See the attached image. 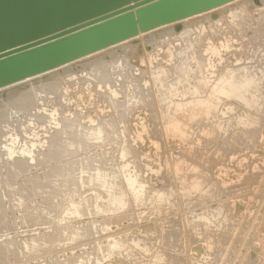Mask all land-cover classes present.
I'll return each mask as SVG.
<instances>
[{
	"label": "rangeland",
	"instance_id": "374dc122",
	"mask_svg": "<svg viewBox=\"0 0 264 264\" xmlns=\"http://www.w3.org/2000/svg\"><path fill=\"white\" fill-rule=\"evenodd\" d=\"M248 1L249 0H234L215 7V9H210L213 10V12L207 10L210 11V14H206L207 11H204L175 22L161 25L149 31L139 32L138 35L132 38L110 45L96 51V53L93 52L73 60L70 63L68 62L69 64L66 63L48 70L45 75L43 74L46 71L44 73L42 72L41 74L43 76L39 73L33 75V77L30 76V80H28L29 78L27 77V79L25 78L26 83L24 82V84L23 79L20 80L21 82L19 81L20 83L17 81L16 84L11 85V83L0 87V94L2 95H0V111L1 109L5 111L7 109L6 112L9 114V118L6 119L9 121L3 120L0 123V130H2L0 133V135L2 134V137L0 136V203L3 202V206L0 204L2 207V209L0 207V264H65L69 260H76L77 263H80L82 259L89 257L91 251L93 252V250L97 249L96 246L100 249H105L112 245L113 241H115L113 244H116L118 241L119 244L121 241L123 245L121 243L120 245H122L124 249L120 248V252H117V255L114 254L116 252L110 253L108 256L101 254L98 259L100 264H264V0ZM247 3L248 7H246ZM242 6L245 8V11L234 10L238 9V7L239 9H243ZM239 11L240 13L238 14ZM231 12H233L234 16ZM214 19H217V21L214 22ZM207 20H209L210 23ZM191 22L197 24L194 26ZM199 24L201 26H199ZM180 25H184L186 28L188 27L189 31L184 27H182L184 31L180 30L182 29ZM199 27H203L200 29L201 31H199ZM192 28H195L194 32H192L194 34L190 31H193ZM169 29L172 35L168 32ZM166 31L167 33H164ZM181 31L182 33H180ZM195 31L197 32L196 34ZM203 31L204 33L201 34ZM156 33H162L163 35H158ZM180 34H182V36ZM183 34H185L186 38L188 36V38H183ZM164 35H167V37H163ZM152 37L156 38L153 39ZM168 38H170V41L173 39L174 41L169 43ZM175 38L177 39L175 40ZM147 39L150 41H147ZM155 40L157 41L155 42ZM165 42L167 44H165ZM192 42H195V44L193 43L194 46ZM198 42L201 44L199 45ZM120 48H122V50ZM123 48H125V50H123ZM130 48L132 50H130ZM191 48L194 50H191ZM117 52L122 56L118 55ZM125 52H127L126 56ZM193 52H197V54L192 55L194 54ZM115 55L117 56L114 57ZM106 56L108 58H106ZM119 56H121V58ZM197 56L201 59L197 60L198 64H201V66H198L197 61H195L199 59L196 58ZM111 57H113V59ZM101 58H103V60ZM115 60H117V63H114ZM97 61H105L104 66L107 68L106 71L111 67V71L108 70L109 75L112 74L111 76L108 75L110 78L107 76L106 71V75L104 73L99 74L104 76L105 80L102 76L100 77L104 81L98 80V74H94L96 77L98 76L97 78L92 75L97 72L95 70L93 72V68L91 69L90 66ZM111 62H113L112 64L114 65H112ZM84 64L87 66L84 67ZM106 64L108 67H106ZM196 65L199 67V74ZM83 67L87 69L83 71ZM79 69L84 73L79 71ZM90 69L92 70L91 72ZM115 69L116 72L114 73ZM74 71L76 72L74 73ZM232 72L235 73L236 77H239L241 73L240 77L256 75L260 80L259 84L256 82V85H252L254 88L251 87V89H246L245 100L229 96V98H227L224 93L222 94L221 90L224 86H221V80L226 79L224 78L225 76L230 77L233 74ZM68 73L72 74L70 75ZM227 73L230 76H227ZM219 74L223 75V77ZM107 77L110 81L105 82L107 81ZM159 77H163V79L161 80ZM180 77L183 78L181 79L182 81ZM174 79H176L177 82L180 81L176 83ZM192 79L195 80L191 81ZM201 79L202 81H200ZM216 79H218V82L221 79V82L217 83L218 85L216 84ZM54 80L60 81H58V83L61 85L62 97H60V92H57V95L49 94L47 91L45 92L48 94H45L44 92L45 89L43 87H45V84ZM63 81L64 83L66 82V85L63 84ZM168 81L172 84H168ZM197 81H200V84L197 83ZM192 82L195 83L194 85L197 88V92H195L196 88H194ZM201 82L205 85L201 86ZM213 85H216L220 89L217 87L218 90L215 89ZM200 86L203 89H199L201 88ZM210 86L214 88V91ZM206 89H209V91ZM40 90L42 94H40ZM136 90L138 93L140 92L141 95L140 93H135ZM167 90H169V92L172 90V93L170 92L168 96L164 94ZM215 90H217V93L220 90L219 93L222 94H218V97L216 96V99L218 98L217 101L213 97L216 93ZM210 91L213 92L211 93ZM21 92L25 94H31L33 92L35 94L37 93V96L40 95L38 99L40 110L37 106L38 108L36 107L37 109L35 112L31 111V113L34 112L33 114L20 113L11 103L14 102V99L18 100L22 97ZM190 92L192 96L189 94ZM192 92H195L194 95ZM206 93L211 94H209L211 97L208 96L210 99L206 98L208 95ZM25 94H23V96ZM157 94L162 95V97ZM16 96H18V99L14 98ZM139 96L140 98H138ZM193 96L196 98L194 99ZM221 96L225 98L222 100ZM203 98L204 100L202 101H206L204 103H206L208 111H206V108L205 111L204 109L199 110V107L195 106V101H201ZM55 99L58 101V104ZM134 99H140V101ZM128 100L131 101L128 103ZM160 100L168 101L165 103L160 102ZM189 100H191V102ZM208 100L209 102L207 103ZM214 101L217 103H214ZM168 102L169 105L172 104V107L168 105ZM192 102L195 105H192ZM210 102L214 103L211 107H209L211 105ZM174 103L176 105L178 103V105L174 106ZM188 104L192 106V109H188V107L190 108ZM183 105L185 106L182 107ZM129 106L130 108H128ZM213 106L215 110L211 109ZM164 107H166V109ZM175 107L181 112V114L179 113L180 116L177 115L178 111ZM185 107L189 110L191 118L188 110H184ZM179 108L187 113L181 116L184 112H182L181 109L179 110ZM166 110L169 112L167 113ZM56 111H58V113ZM192 111L193 113L195 112V115H193ZM196 111H199L200 116H198L199 113L197 114ZM213 111L216 112L214 113ZM35 113L38 115L37 117L41 114L44 121L42 122V119L40 120L37 118ZM169 113L172 114L170 115ZM174 114L178 117H174ZM24 115L25 117H23ZM168 116L172 117L169 118ZM164 117L167 118L165 119ZM68 118H70V120ZM33 119L35 121H33ZM101 119L103 121H101ZM74 120L77 122H75V126H73L75 130L71 128L67 129L68 125H71L70 122ZM193 120L194 122H192ZM59 121L62 122L60 123ZM179 122L180 124H177ZM103 123H108L110 125L105 124L109 126L107 128ZM98 124L100 125L98 126ZM111 125L113 126L111 127ZM176 125L179 126L177 127ZM181 125L185 128V133L188 132L187 134L183 133L184 131L182 130H184V128L180 127ZM95 127L107 128L108 130L106 129V131H104L103 139L109 140L110 138V142L103 139L99 140V142L98 139L86 141L79 137V133H84L85 129L88 132L90 130L92 131V128L96 129ZM174 129L178 132H174ZM16 130L19 131V133H17L19 134L17 135L18 138L12 137L11 139V135L14 136ZM76 130L80 131L75 133L78 137L74 140V132ZM68 132H72L73 135ZM112 132H115V136ZM180 132H182L183 135ZM70 137L76 142L74 143V147L71 148L67 147L70 144ZM29 141L35 145V147L30 149L31 151L25 150L26 144ZM75 146H79L80 149L79 147V150L75 149ZM54 147L57 150H55ZM65 147L70 150L65 149ZM85 147L87 149H85ZM121 147L123 149L126 147L128 148L127 150L124 149L126 151L123 150L125 154L127 153V157L123 156L125 154L120 155L123 153ZM59 148H61L62 151ZM51 150L57 151L58 154L50 156L49 151ZM9 152L11 153L9 154ZM26 152L27 154H25ZM29 152L31 153L29 154ZM3 154L4 156L2 157ZM121 156L124 157V161ZM36 158H38V160ZM23 161L27 163L25 164ZM34 161L38 162L34 163ZM15 163H20V167L22 168H13L15 167ZM132 164L133 166L135 165V168L131 166ZM121 166H124V169L123 167L121 168ZM101 168L105 169L109 176L112 175V178L108 177V179L110 178L112 180L106 179L108 176L107 173L105 176V180L112 181V183L108 182L109 185L113 184L112 187L114 184L120 186L125 185L123 181L125 174H137V178L140 176L137 183H135V185L133 184V187L138 185L135 187L138 196L136 195V198L129 197L128 202L130 205L128 203L125 206L118 204L119 207L117 206L118 209L116 208V215L111 213H105V215L104 213L98 212L94 215L96 211H94L92 204L89 203L92 197L97 193H102V195L105 193L104 197L105 195L108 196L105 197L106 199H102V202L105 201L104 204H107V199L113 196L111 192V190L113 191L112 187V189L106 187L107 191L103 193L106 188H104V186L102 187V185H97V188H99L96 190V183L91 180L97 175L98 172L96 171ZM134 169L137 170L136 174V170ZM93 170L95 172H93ZM85 171L86 174H84ZM109 172L113 173L109 174ZM125 172L130 173L127 174ZM133 172L134 174H132ZM114 173V177L117 181L113 178ZM120 174L124 175L121 176ZM77 176L79 178H77ZM194 181L197 183H194ZM143 182V186L146 184L144 187L141 186ZM87 183L88 185L90 184V186H88ZM99 183L102 184L101 182H97V184ZM137 188L141 189L143 194L140 190L138 193ZM92 190L95 194L91 192ZM148 190L152 191L150 192ZM147 191L148 193H146ZM155 191L156 193L162 192L161 194L159 193V195H162L161 198L163 197L164 201L159 198L160 196L157 197L158 194L156 195ZM113 192H116V190ZM144 193L148 194V196ZM78 194L81 199H78ZM90 194L92 195L90 196ZM141 194L143 197L139 196ZM149 194L152 195L150 196ZM170 195L173 196L171 197ZM150 197L156 198L152 199ZM155 199H161V201H156ZM166 199H168V201ZM86 201L88 203H86ZM110 201L109 199L108 203H110ZM81 202H84L86 205ZM68 203L81 205L83 210H85L83 213L74 214L68 218H62V220L64 219V221H62L60 217V205H67ZM129 208L130 210L128 211ZM120 210L123 213H119L121 212ZM109 215H114L115 217H112L115 218V220L113 221L112 219V221H108L110 224H108V222L103 223ZM197 216L202 217L196 218ZM192 217L196 220L194 221ZM97 221H99V223ZM64 225L66 227L70 226L73 230H79V232L87 226L92 230L88 236L89 238L86 237L78 242L70 243L65 240L66 236L61 239V236H59L60 232L57 231V229L66 228ZM49 238L51 240L54 238L55 240L53 239L52 243L45 242V240ZM90 238L93 239L90 240ZM32 239H36V242H32ZM87 240L94 241V243H89ZM58 241L60 243H58ZM34 243H37L38 248L37 246L35 247L36 249L33 248ZM136 243L139 245L138 249ZM125 244L128 247H126ZM143 248L145 250L147 249V251L145 252ZM124 250H126L125 253L123 252ZM118 253L123 254H119L121 255L119 256ZM152 255L154 258L151 257ZM72 257L73 259H71ZM160 259H164V261ZM98 260L95 261L96 264H99ZM154 260L157 262H154ZM95 262H93V264H95Z\"/></svg>",
	"mask_w": 264,
	"mask_h": 264
},
{
	"label": "water",
	"instance_id": "95a60500",
	"mask_svg": "<svg viewBox=\"0 0 264 264\" xmlns=\"http://www.w3.org/2000/svg\"><path fill=\"white\" fill-rule=\"evenodd\" d=\"M234 0H0V87Z\"/></svg>",
	"mask_w": 264,
	"mask_h": 264
},
{
	"label": "bare ground",
	"instance_id": "6f19581e",
	"mask_svg": "<svg viewBox=\"0 0 264 264\" xmlns=\"http://www.w3.org/2000/svg\"><path fill=\"white\" fill-rule=\"evenodd\" d=\"M249 1H250V0H249ZM249 1H248V2H249ZM258 1H259V0H258ZM240 2H242V1H240ZM250 2H251V1H250ZM263 2H264V1H263ZM261 3H262V2H261ZM240 4H241V3H240ZM259 4H260V3H259ZM238 5H239V4H238ZM245 5H246V4H245ZM260 6H261V5H260ZM240 7H241V5H240ZM242 7H243V6H242ZM246 7H248V3H247V5H246ZM220 8H221V7H220ZM236 8H237V7H236ZM255 8H256V7H255ZM214 9H215V8H214ZM218 9H219V8H218ZM221 9H223V8H221ZM234 10H237V11H238V10H241V11L244 10V11H245V8L243 7V9H241V8L239 9V7H238V9H234ZM210 11L213 12V10H210ZM210 11H207L206 14L209 13ZM217 11H219V10H217ZM217 11H216V13H217ZM234 12H236V11H234ZM242 12H243V11H242ZM219 13H220V12H219ZM239 13H240V11L238 12V14H239ZM250 13H251V12H250ZM203 14H205V13H203ZM209 14H210V13H209ZM211 14H212V13H211ZM231 14H233V12H231ZM235 15H236V14H235ZM208 16H209V15H208ZM233 16H234V14H233ZM247 16H248V15H247ZM205 17H206V16H205ZM235 17H236V16H235ZM237 17H238V15H237ZM209 18H210V17H209ZM209 18H207V19H209ZM214 20H215V19H214ZM248 20H249V19H248ZM207 21L209 22V20H207ZM216 21H217V19H216L214 22H216ZM237 21H238V20H237ZM183 22H184V21H183ZM195 22H196V21H195ZM203 22H204V21H203ZM208 22H207V23H208ZM214 22H213V23H214ZM191 23H193V22H191ZM209 23H210V22H209ZM193 24H194V26H195V24H197V23H193ZM184 25H185V24H184ZM184 25H180L181 28L184 27ZM207 25H208V24H207ZM199 26H201V25L199 24ZM165 27H166V26H165ZM171 27H172V26H171ZM205 27H206V26H205ZM209 27H211V26H209ZM184 28L187 29V30L189 31L188 27H187V28L184 27ZM184 28H182V29H180V30H183V31H184ZM202 28H203V27H202ZM202 28L199 27V28H198L199 31H201L200 29H202ZM213 28H214V27H213ZM192 29H193V31L190 30L191 33L194 32V29H195V28H192ZM164 30H165V29H164ZM208 30H209V29H208ZM161 31H162V30H161ZM172 31H174V30H172ZM141 32H142V31H141ZM168 32L171 34L170 29H169ZM162 33H163V32H162ZM162 33H159V34L163 35L164 33H167V31L164 32L163 34H162ZM178 33H179V32H178ZM180 33H182V31H181ZM189 33H190V32H189ZM196 33H197V32L195 31V34H196ZM203 33H204V31L201 32V34H203ZM152 34H153V33H152ZM152 34H151V35H152ZM156 34H158V33H156ZM159 34H158V35H159ZM192 34H194V33H192ZM192 34H191V36H192ZM199 34H200V32H199ZM199 34H198V35H199ZM167 35H169V34H167ZM167 35H164L163 37H165V36L167 37ZM171 35H172V34H171ZM178 35H179V34H178ZM180 35L182 36V34H180ZM149 36H150V35H149ZM199 36H201V35H199ZM160 37H161V36H160ZM163 37H162V38H163ZM176 37H177V36H176ZM179 37H180V36H179ZM179 37H178V39H179ZM184 37L186 38L185 34H183V38H184ZM149 38H151V37H149ZM152 38H153V37H152ZM155 38H156V37H155ZM155 38H153V39H155ZM183 38L181 37L182 40H183ZM187 38H188V36H187ZM187 38H186V39H187ZM191 38H192V37H191ZM158 39H159V38H158ZM158 39H157V40H158ZM169 39H170V38H168L169 43H170L171 41H174V39L171 40V41H170ZM176 39H177V38H175V40H176ZM148 40H149V39H147V41H148ZM157 40H155V42H156ZM165 40H167V39H165ZM179 40H180V39H179ZM184 40H185V39H184ZM199 40H200V39H199ZM147 41H146V43H147ZM149 41H150V40H149ZM168 41H166V42H168ZM190 41H191V39H190ZM195 41H196V40H195ZM166 42H165V44H167ZM184 42H185V41H184ZM186 42H187V41H186ZM200 42H201V41H200ZM202 42H203V41H202ZM151 43H152V42H151ZM193 43L195 44V42H192V45H193ZM125 44H126V43H125ZM161 44H162V42H161ZM163 44H164V41H163ZM183 44H184V43H183ZM187 44H188V42H187ZM198 44H199V42H198ZM200 44H201V43H200ZM200 44H199V45H200ZM149 45L151 46L150 43H149ZM149 45H147V46H149ZM157 45H158V44H157ZM193 46H194V45H193ZM198 47H199V46H198ZM200 47H201V46H200ZM187 48H188V47H187ZM193 48H194V47H193ZM193 48H191V50H192ZM120 49L122 50V48H120ZM256 49H257V48H256ZM123 50H125V48H123ZM127 50H129V49H127ZM130 50H132V49L130 48ZM188 50H189V48H188ZM193 50H194V49H193ZM195 51H197V50H195ZM99 52H100V51H99ZM188 52H190V51H188ZM95 53H96V52H95ZM97 53H98V52H97ZM117 53H118V52H117ZM121 53H122V52H121ZM126 53H127V52H125V56H126ZM175 53H177V52H175ZM193 53H194V54H192V55L197 54V52H196V53L193 52ZM118 55H121V54L118 53ZM201 55H203V54H201ZM109 56H112V55H109ZM116 56H117V55H115L114 57H116ZM121 56H122V55H121ZM121 56H119V57L121 58ZM123 56H124V55H123ZM173 56H174V55H173ZM177 56H178V55H177ZM185 56H186V55H185ZM119 57H118V58H119ZM103 58H104V57H103ZM103 58H101V59L103 60ZM106 58H108V57L106 56ZM111 58L113 59V57H111ZM111 58H110V59H111ZM120 58H119V59H120ZM165 58H166V57H165ZM196 58H199V56H197ZM201 58H202V57H201ZM94 59H97V58H94ZM112 59H111V60H112ZM114 59H116V58H114ZM119 59H118V60H119ZM125 59H126V57H125ZM189 59H190V58H189ZM205 59H206V58H205ZM88 60H89V59H88ZM121 60H122V59H121ZM128 60H129V59H128ZM182 60H183V59H182ZM197 60H201V59L199 58V59H196L195 61H197ZM90 61H91V60H90ZM90 61H89V65H90ZM108 61H109V60H108ZM113 61H114V60H113ZM116 61H117V60H115L114 63H117ZM124 61H125V60H124ZM202 61H203V59H202ZM70 62H71V61H70ZM70 62H69V63H70ZM93 62H94V61H93ZM104 62H105V61H104ZM104 62H103V61H102V62H101V61H100V62L97 61V62H95V63H92V65L90 66L91 69L93 68V69H92L93 72H94V70L97 72V73H93L92 75H94V74H96V75L98 74V75H99L100 73H101V74L104 73V74L106 75V72H107V76L109 75L108 70L111 71V67L109 66L110 69H108V70L106 71L107 68H105V66H104ZM182 62H183V61H182ZM203 62H204V61H203ZM67 63H68V62H67ZM69 63H68V64H69ZM84 63H86V62H84ZM112 63H113V62H111V64H112ZM124 63H125V62H124ZM174 63H175V62H174ZM183 63H184V62H183ZM199 63H200V62H199ZM201 63H202V62H201ZM65 64H66V63H65ZM87 64H88V62H87ZM118 64H119V63H118ZM118 64H117V65H118ZM84 65H85V64H84ZM84 65H83V66H84ZM109 65H110V64H109ZM112 65H114V64H112ZM192 65H193V64H192ZM197 65H198V66H201V64H200V65L198 64V61H197ZM197 65H196V67H197ZM86 66H87V65H85L84 67H86ZM122 66H123V64H122ZM125 66H126V63H125ZM179 66H180V65H179ZM184 66H185V65H184ZM203 66H204V64H203ZM74 67H75V66H74ZM81 67H82V66H81ZM84 67H83V68H84ZM106 67H108L107 64H106ZM116 67H117V66H116ZM182 67H183V66H182ZM76 68H77V67H76ZM83 68H82V69H83ZM134 68H135V67H134ZM162 68H163V67H162ZM198 68H199V67H197V70H198ZM203 68H204V67H203ZM203 68H202V69H203ZM247 68H248V67H247ZM85 69H87V68H84L83 71H84ZM88 69H89V68H88ZM91 69H90V72L92 71ZM73 70H74V69H73ZM157 70H158V67H157ZM186 70H187V69H186ZM76 71H77V70H76ZM76 71H74V73H75ZM79 71H81L82 73H84L81 69H79ZM86 71H87V70H86ZM86 71H85V72H86ZM105 71H106V72H105ZM154 71H156V70H154ZM191 71H192V70H191ZM198 71H199V70H198ZM202 71H203V70H202ZM254 71H255V70H254ZM47 72H48V71H46L45 73L43 72V73H44L43 75H45ZM69 72H70V71H69ZM115 72H116V69H115L114 73H115ZM117 72L119 73L120 71H117ZM163 72H164V71H163ZM192 72H193V71H192ZM218 72H219V71H218ZM114 73H113V74H114ZM120 73H121V72H120ZM180 73H181V72H180ZM187 73H189V72H187ZM196 73H197V72H196ZM199 73H200V71L198 72V74H199ZM228 73H229V72H228ZM228 73H227V76H230V75H228ZM230 73H231V72H230ZM232 73H233V74H232L230 77H226V76H225L226 74H225V75H224V76H225L224 78H226V79H224V80H221L222 78L219 77V78H221L220 80L223 82V84H222V82H221L220 80H219V82H218V81H217L218 79H216V80H215V81H216V84L221 82V86H224V88H223L221 91H222V94L224 93L225 97H226V96H227V98H229V97H233V98H234V97H235V98H240V99L245 100V92H246V89H251V87H253L252 85H254V84L256 85V82H258L257 84H259V81H260V80H259V78H258L256 75H252V76H250V77L248 76V77H249V78H248V77H245V76H244V77H240V76H241V73H240V76H239V77H236V75H235L234 72H232ZM237 73H238V72H237ZM237 73H236V74H237ZM40 74H41V73H40ZM60 74H61V73H60ZM68 74L71 75L72 73H68ZM86 74H87V73H86ZM148 74H149V73H148ZM194 74H195V73H194ZM41 75H42V74H41ZM43 75H42V76H43ZM83 75H84V74H83ZM83 75H82V76H83ZM96 75H94V76L96 77ZM111 75H112V74H110L109 76H111ZM120 75H121V74H120ZM122 75H123V73H122ZM149 75H150V74H149ZM156 75H157V74H156ZM159 75H160V74H159ZM162 75H163V73H162ZM164 75H165V74H164ZM192 75H193V74H192ZM196 75H197V74H196ZM201 75H202V74H201ZM201 75H200V76H201ZM219 75H221V74H219ZM66 76H67V75H66ZM68 76H69V75H68ZM79 76H80V74H79ZM94 76H93V77H94ZM101 76H102V75H99V77L97 76V77H98V80H99V81H101V80H103V79L105 80L104 76H102L103 79L100 78ZM109 76H108V77H109ZM124 76H125V74H124ZM184 76H185V75H184ZM194 76H195V75H194ZM194 76H193V77H194ZM198 76H199V75H198ZM198 76H197V77H198ZM221 76L223 77V75H221ZM258 76H259V75H258ZM32 77H33V76H32ZM32 77H31V78H32ZM46 77H47V76H46ZM53 77H54V76H53ZM63 77H65V76H63ZM83 77H85V76H83ZM86 77H87V75H86ZM90 77H91V76H90ZM95 77H94V78H95ZM97 77H96V78H97ZM105 77H106V76H105ZM108 77H107V79H106L107 81H105V82L110 81V80H108L110 77H109V78H108ZM125 77H126V76H125ZM125 77H124V78H125ZM142 77H143V76H142ZM164 77H165V76H164ZM193 77H192V78H193ZM28 78H29L28 80H30V77H28ZM49 78H50V77H49ZM55 78H56V77H55ZM59 78H61V77H59ZM67 78H68V77H67ZM67 78H66V79H67ZM87 78H88V77H87ZM96 78H95V80H96ZM160 78H161V77H159V79H160ZM184 78H185V77H184ZM188 78H189V77H188ZM201 78L207 79V78H205V77H201ZM217 78H218V76H217ZM26 79H27V78H26ZM64 79H65V78H64ZM74 79H75V78H74ZM80 79H81V78H80ZM162 79H163V77L161 78V80H162ZM181 79H183V78L180 77V80H181ZM104 80H103V81H104ZM125 80H126V79H125ZM165 80H167V79H165ZM175 80H176V79H174V81H175ZM178 80H179V79H178ZM180 80H179V81H180ZM193 80H195V79H192L191 81H193ZM197 80H198V79H197ZM208 80H209V79H208ZM36 81H37V80H36ZM40 81H41V80H40ZM58 81H59V80H58ZM58 81L54 80V81H52V82L49 81V83H47V84L44 83V84H45V87H43V88L45 89L44 92L47 91L49 94H52V95H57V92H60V94H61V92H62L61 87H60L61 85H60V83H58ZM71 81H72V80H71ZM163 81H164V80H163ZM179 81H178V82H179ZM181 81H182V80H181ZM186 81H187V80H186ZM191 81H190V82H191ZM200 81H202V79H201ZM200 81H199V82H200ZM206 81H207V80H206ZM209 81H210V80H209ZM209 81H208V82H209ZM18 82H19V81H18ZM20 82H21V81H20ZM20 82H19V83H20ZM24 82H25V79H24V81H23V84H24ZM59 82H60V81H59ZM61 82H62V81H61ZM66 82H67V80H66ZM66 82H65V83H66ZM127 82H128V80H127ZM161 82H162V81H161ZM166 82H167V81H166ZM178 82H177V80H176V83H178ZM199 82L197 81V83H199ZM208 82H207V84H208ZM25 83H26V82H25ZM30 83H31V82H30ZM65 83H64V81H63V84H65ZM90 83H91V82H90ZM92 83H93V82H92ZM96 83H97V82H96ZM102 83H103V82H102ZM142 83H143V82H142ZM169 83H170V82L168 81V84H169ZM188 83H189V82H188ZM192 83H193V82H192ZM201 83H202V82H201ZM212 83H213V82H212ZM13 84H16V82H15V83H12L11 85H13ZM40 84H41V83H40ZM94 84H95V82H94ZM103 84H104V83H103ZM105 84H106V83H105ZM166 84H167V83H166ZM170 84H172V83H170ZM194 84H195V83H193L192 85H194ZM199 84H200V83H199ZM202 84H203V83H202ZM202 84H201V86H204V85H205V84H203V85H202ZM209 84H210V83H209ZM214 84H215V82H214ZM65 85H66V84H65ZM97 85H98V84H97ZM119 85H120V84H119ZM134 85H135V84H134ZM181 85H182V84H181ZM187 85H188V84H187ZM189 85H191V84H189ZM192 85H191V86H192ZM196 85H198V84H196ZM211 85H212V84H211ZM217 85H218V84H217ZM30 86H31V84H30ZM62 86H64V85H62ZM103 86H104V85H103ZM132 86H133V85H132ZM165 86H166V85H165ZM168 86H169V85H168ZM201 86H200V87H201ZM7 87H8V86H7ZM41 87H42V86H41ZM121 87H122V86H121ZM121 87H120V88H121ZM170 87H171V86H170ZM192 87H193V86H192ZM198 87H199V86H198ZM210 87H211V86H210ZM213 87H215V89L219 88V87H217L216 85H215V86L213 85ZM216 87H217V88H216ZM194 88H196L195 85H194ZM194 88H193V89H194ZM208 88H209V87H208ZM211 88H212V87H211ZM253 88H254V87H253ZM29 89H31V88H29ZM40 89H41V88H40ZM59 89H60V90H59ZM116 89H117V87H116ZM133 89H134V88H133ZM136 89H137V88H136ZM143 89H144V88H143ZM168 89H169V88H168ZM185 89H186V88H185ZM190 89H192V88H190ZM199 89H203V88L201 87V88H199ZM213 89H214V88H212V90H213ZM219 89H220V88H219ZM106 90H107V88H106ZM120 90H121V89H120ZM145 90H146V89H145ZM187 90H188V89H187ZM187 90H185V91H187ZM194 90H195V89H194ZM204 90H205V89H204ZM204 90H203V91H204ZM206 90H207V89H206ZM217 90H218V89H217ZM217 90H215V92H216ZM31 91H32V90H31ZM31 91H30V92H31ZM33 91H34V90H33ZM42 91H43V90H42ZM98 91H99V90H98ZM123 91H124V90H123ZM171 91H172V90H170V92H171ZM173 91H174V90H173ZM175 91H176V88H175ZM175 91H174V92H175ZM188 91H191V90H188ZM199 91H200V90H199ZM203 91H202V92H203ZM207 91H209V89H208ZM213 91H214V90H213ZM213 91H210V92L212 93ZM219 91H220V90H219ZM219 91H218V93L216 92L217 95H216V93H215V95L213 96L214 99H216V96L218 97V94H221V93H219ZM24 92H25V91H24ZM24 92H23V93L21 92V94H22V95H21V96H22L21 98L18 99V98H17L18 96L14 97V98H16V99H18V100H15V99H14V102H12L11 104L14 105V107H16L17 110L20 111V113H29V114H33V113L35 112V110L40 106V104H39V100H38L40 95L37 96L38 94H37V93L35 94V93H33V92H32L31 94H29V93H28V94H25ZM28 92H29V91H28ZM39 92H40V94H42V93H41V90H40ZM47 92H45V94H46ZM79 92H80V91H79ZM120 92H121V91H120ZM120 92H119V93H120ZM142 92H143V91H142ZM150 92H151V91H150ZM161 92H162V90H161ZM170 92H169V90H167L164 94H166V96H168ZM195 92H197V88H196V91H195ZM195 92H194V93H195ZM205 92H206V91H205ZM205 92H204V93H205ZM259 92H260V91H259ZM48 93H47V94H48ZM102 93H103V91H102ZM107 93H108V92H107ZM121 93H122V92H121ZM135 93H138L137 90H136ZM135 93H134V94H135ZM139 93H140V92H139ZM139 93H138V94H139ZM171 93H172V92H171ZM192 93H193V92H192ZM194 93H193V95H194ZM200 93H201V92H200ZM3 94H4V93H3ZM23 94H25V95L23 96ZM60 94H59V95H60ZM99 94H100V93H99ZM162 94H163V93H162ZM180 94H181V93H180ZM184 94H185V93H184ZM189 94L191 95V92H190ZM196 94H198V93H196ZM202 94H203V93H202ZM202 94H201V95H202ZM206 94H208V93H206ZM209 94H210V93H209ZM209 94L207 95L206 98H209L208 96L211 95V94H210V95H209ZM213 94H214V93H213ZM222 94H221V95H222ZM0 95H1V94H0ZM16 95H17V94H16ZM140 95H141V93H140ZM142 95H143V94H142ZM145 95H146V94H145ZM157 95H158V94H157ZM170 95H171V94H170ZM176 95H177V94H176ZM182 95H183V94H182ZM201 95H200V96H201ZM203 95H204V94H203ZM224 95H223V96H224ZM1 96H2V95H1ZM13 96H14V95H13ZM125 96H126V94H125ZM128 96H129V94H128ZM135 96H136V94H135ZM158 96L162 97V95H158ZM172 96H173V95H172ZM191 96H192V95H191ZM198 96H199V95H198ZM204 96H205V95H204ZM228 96H229V97H228ZM260 96H261V95H260ZM11 97H12V96H11ZM60 97H62V94L60 95ZM104 97H105V96H104ZM130 97H131V96H130ZM193 97H194V99L196 98L195 96H193ZM202 97H203V96H202ZM210 97H211V96H210ZM225 97H223V98H225ZM0 98H1V97H0ZM52 98H53V97H52ZM128 98H129V97H128ZM138 98H140V96H139ZM142 98H143V97H142ZM142 98H141V101H142ZM151 98H152V97H151ZM167 98H168V97H167ZM169 98H170V97H169ZM173 98H174V97H173ZM175 98H176V96H175ZM198 98H199V97H198ZM198 98H197V99H198ZM200 98H201V97H200ZM221 98H222V96H221ZM223 98H222V100H223ZM255 98H256V97H255ZM257 98H258V97H257ZM58 99H59V96H58ZM159 99H161V98H159ZM209 99H210V98H209ZM212 99H213V98H212ZM217 99H218V98H217ZM217 99H216V101H217ZM55 100H56V99H55ZM106 100H107V99H106ZM113 100H114V99H113ZM134 100H136V99H134ZM134 100H133V101H134ZM137 100H138V99H137ZM137 100H136V101H137ZM143 100H144V99H143ZM164 100H165V97H164ZM171 100H172V99H171ZM171 100H170V101H171ZM202 100H204V98L201 99V101H198V100L195 101V100H194L196 103H195L194 101H193V102H194L196 105H195L193 102H192V105L194 104L195 106L199 107V110L204 109V111H205V108H206V111H208V109H207L208 107H207L206 103H204V102H206V101L203 102ZM206 100H207V99H206ZM220 100H221V99H220ZM220 100H219V101H220ZM0 101H1V99H0ZM10 101H11V100H10ZM56 101H57V100H56ZM114 101H115V100H114ZM129 101H131V100H128V103H129ZM138 101H140V99H139ZM146 101H147V100H146ZM167 101H168V100H167ZM167 101H161V100H160V102H165V103H167ZM189 101L191 102V100H189ZM189 101H188V103H189ZM216 101H214V103H215ZM251 101H252V100H251ZM126 102H127V101H126ZM171 102H172V101H171ZM177 102H178V101H177ZM185 102H186V101H185ZM185 102H184V103H185ZM208 102H209V100L207 101V103H208ZM212 102H213V101H212ZM1 103H3V102H1ZM9 103H10V102H9ZM13 103H14V104H13ZM51 103H52V100H51ZM55 103H56V102H55ZM117 103H118V102H117ZM131 103H132V102H131ZM137 103H138V102H137ZM141 103H142V102H141ZM148 103H149V102H148ZM165 103H164V104H165ZM178 103H179V102H178ZM178 103H177V105H178ZM184 103H182V104H184ZM186 103H187V102H186ZM186 103H185V104H186ZM210 103H211V102H210ZM210 103H209V104H210ZM214 103H211V105H210V106L208 105V106L211 107ZM216 103H217V102H216ZM7 104H8V103H7ZM52 104H53V103H52ZM57 104H58V101H57ZM66 104H67V103H66ZM139 104H140V103H139ZM179 104H180V103H179ZM182 104H181V105H182ZM218 104H219V103H218ZM218 104H217V105H218ZM252 104H253V103H252ZM2 105H3V104H2ZM38 105H39V106H38ZM137 105H138V104H137ZM142 105H143V103H142ZM146 105H147V103H146ZM168 105H169V102H168ZM168 105H167V107H168ZM171 105H172V104H170L169 106L172 107ZM177 105L174 103V106H177ZM188 105L190 106V108L188 107V109H189V110L192 109V108H191L192 106H191L190 104H188ZM0 106H1V105H0ZM9 106H10V105H9ZM37 106H38V107H37ZM56 106H57V105H56ZM113 106H114V105H113ZM123 106H124V105H123ZM123 106H122V107H123ZM131 106H132V105H131ZM135 106H136V105H135ZM148 106H149V105H148ZM165 106H166V104H165ZM184 106H185V105H183L182 107H184ZM186 106H187V105H186ZM5 107H6V105H5ZM5 107H3V108H5ZM12 107H13V106H12ZM12 107H11V108H12ZM14 107H13V108H14ZM36 107H37V108H36ZM111 107H112V106H111ZM119 107H120V106H119ZM124 107H125V106H124ZM162 107H163V106H162ZM182 107H181V108H182ZM193 107H194V106H193ZM197 107H196V108H197ZM217 107H218V106H217ZM246 107H247V106H246ZM6 108H7V107H6ZM57 108H58V106H57ZM59 108H60V107H59ZM128 108H130V106H129ZM131 108H132V107H131ZM164 108L166 109V107H164ZM181 108H179V110H180ZM196 108H195V110H196ZM125 109H126V107H125ZM161 109H162V108H161ZM165 109H164V111H165ZM172 109H173V108H172ZM175 109H177V108L175 107ZM186 109H187V108L185 107L184 110H186ZM188 109H187V110H188ZM209 109H210V108H209ZM211 109L215 110L214 106H213V108H211ZM2 110H3V109H1V111H0V123H1L3 120L5 121L6 119L9 118V114L6 112L7 109H6V111H5V110L2 111ZM8 110H9V109H8ZM14 110H15V109H14ZM17 110H16V112H17ZM39 110H40V107H39ZM57 110H58V109H57ZM168 110H169V109H168ZM181 110H182V112H184L183 109H181ZM189 110H188V112H189ZM193 110H194V109H193ZM197 110H198V109H197ZM216 110H217V109H216ZM9 111H10V110H9ZM31 111H34V112L31 113ZM172 111H173V110H172ZM174 111H175V110H174ZM177 111H178V109H177ZM56 112L58 113V111H56ZM123 112H124V111H123ZM125 112H126V110H125ZM125 112H124V114H125ZM127 112H128V111H127ZM166 112H167V110H166ZM168 112H169V111H168ZM168 112H167V113H168ZM196 112H197V111H196ZM200 112H201V111H200ZM213 112H214V111H213ZM215 112H216V111H215ZM215 112H214V113H215ZM172 113H174V112H172ZM172 113H169V114L171 115ZM175 113H176V111H175ZM177 113H178L177 115L180 116L181 112L178 111ZM179 113H180V114H179ZM186 113H187V112H186ZM186 113H185V112H184V114L182 113L183 115H181V116H184ZM192 113H193V111H192ZM198 113H199V111L197 112V114H198ZM206 113H208V112H206ZM206 113H205V114H206ZM214 113H213V114H214ZM12 114H13V113H12ZM16 114H17V113H16ZM18 114H19V113H18ZM35 114H36V113H35ZM10 115H11V114H10ZM125 115H126V114H125ZM125 115H124V116H125ZM163 115H164V114H163ZM165 115H166V113H165ZM170 115H169V116H170ZM189 115H190V118H191V114H190V112H189ZM193 115H195V112L193 113ZM193 115H192V116H193ZM206 115H207V114H206ZM206 115H204V116H206ZM37 116H38V115L36 114V117H37ZM166 116H167V115H166ZM169 116H168V117H169ZM173 116L175 117L176 114H174ZM178 116H176V117H178ZM198 116H200V113H199ZM202 116H203V115H202ZM209 116H210V115H209ZM23 117H25V115H24ZM31 117H32V116H31ZM122 117H123V115H122ZM122 117H121V118H122ZM127 117H128V116H127ZM171 117H172V116H171ZM171 117H169V118H171ZM174 117H173V118H174ZM14 118H15V117H14ZM29 118H30V117H29ZM37 118H39L40 120L42 119V120H41L42 122L44 121V120H43L44 118H43V116H42L41 114H40L39 117H37ZM117 118H118V117H117ZM164 118L166 119L167 117H164ZM179 118H180V117H179ZM188 118H189V117H188ZM193 118H194V117H193ZM34 119H35V118H34ZM34 119H33V121H35ZM39 119H38V120H39ZM59 119H60V118H59ZM68 119L70 120V118H68ZM76 119H77V118H76ZM198 119H199V118H198ZM213 119H214V118H213ZM28 120H29V119H28ZM64 120H65V119H64ZM71 120H72V118H71ZM123 120H124V119H123ZM167 120H168V119H167ZM172 120H174V119H172ZM177 120H178V119H177ZM187 120H188V119H187ZM190 120H191V119H190ZM6 121H9V120H6ZM77 121H78V120H77ZM79 121H80V120H79ZM101 121H103V120L101 119ZM104 121H105V120H104ZM168 121H169V120H168ZM170 121H171V120H170ZM175 121H176V119H175ZM185 121H186V120H185ZM196 121H197V120H196ZM202 121H203V120H202ZM19 122H20V121H19ZM27 122H29V121H27ZM37 122H39V121H37ZM59 122H60V121H59ZM61 122H62V121H61ZM61 122H60V123H61ZM75 122H76L75 120H74L73 122H70L71 125H68L67 129H70V128H71V129H74L73 126H75ZM109 122H110V121H109ZM171 122H172V121H171ZM192 122H194V120H193ZM210 122H211V121H210ZM16 123H17V122H16ZM16 123H15V124H16ZM24 123H25V122H24ZM33 123H34V122H33ZM64 123H65V122H64ZM76 123H77V122H76ZM79 123H81V122H79ZM98 123H99V122H98ZM112 123H113V122H112ZM172 123H173V122H172ZM172 123H171V124H172ZM175 123H176V122H175ZM211 123H212V122H211ZM27 124H28V123H27ZM103 124H104V123H103ZM103 124H101V125H103ZM105 124L110 125V124H108V123H105ZM105 124H104V125H105ZM173 124H174V123H173ZM173 124H172V125H173ZM177 124H180V122L177 123ZM183 124H184V123H183ZM183 124H182V125H183ZM192 124H193V123H192ZM29 125H30V124H29ZM58 125H59V124H58ZM99 125H100V124H98V126H99ZM107 125H105V126L108 128L109 126H107ZM182 125H181L180 127L184 128ZM190 125H191V124H190ZM5 126H6V125H5ZM26 126H27V125H26ZM40 126H42V125H40ZM62 126H63V125H62ZM62 126H61V127H62ZM66 126H67V125H66ZM79 126H80V124H79ZM79 126H78V127H79ZM112 126H113V125H111V127H112ZM176 126L178 127L179 125H176ZM176 126H175V128H176ZM185 126H187V125H185ZM82 127H83V125H82ZM100 127H101V126H100ZM100 127H99V128L95 127L96 129H93V128H94V127H93V128H92V131L90 130V131H88V132H87L86 129H85V130H84V131H85L84 133H79V132H78V133L80 134L79 137H80L82 140L84 139V140H86V141H87V140L90 141L91 139H98V142H99V140H102V139L104 138V131H106V129H107V128H106V129H103V128H105V127H103V126H102L103 128H100ZM169 127H171V126H169ZM0 128H1V127H0ZM63 128H64V127H63ZM63 128H62V129H63ZM75 128H76V127H75ZM80 128H81V127H80ZM80 128H79V129H80ZM173 128H174V127H173ZM173 128H172V129H173ZM186 128H187V127H186ZM32 129H33V128H32ZM58 129H59V127H58ZM77 129H78V128H77ZM90 129H91V126H90ZM172 129H171V130H172ZM179 129H181V128H179ZM28 130H30V129H28ZM63 130H64V129H63ZM74 130H75V129H74ZM74 130H72V131H74ZM87 130H88V128H87ZM107 130H108V129H107ZM110 130H111V129H110ZM112 130H113V129H112ZM125 130H126V129H125ZM181 130H182V129H181ZM1 131H2V130H0V133H1ZM31 131H32V130H31ZM56 131H57V130H56ZM77 131H80V130H76V131L74 132V134L77 133ZM81 131H82V129H81ZM123 131H124V130H123ZM175 131H177V130L174 129V132H175ZM182 131H184V132H183L184 134H187V133H188V132L185 133V128H184V130H182ZM186 131H188V130H186ZM125 132H126V131H125ZM177 132H178V131H177ZM17 133H19V131L16 130V131H15V134L12 133V134H14V136H12V135L10 134V135H11V139H12V137H13V138L17 137V135H19V134H17ZM54 133H55V132H54ZM60 133H61V132H60ZM68 133H70V132H68ZM71 133H72V132H71ZM71 133H70V134H71ZM112 133H113V132H112ZM120 133H121V132H120ZM120 133H119V134H120ZM180 133H182V132H180ZM180 133H179V134H180ZM183 133H182V135H183ZM57 134H58V133H57ZM64 134H65V132H64ZM114 134H115V132L113 133V135H114ZM1 135H2V134H1ZM1 135H0V136H1ZM3 135H4V133H3ZM31 135H32V134H31ZM51 135H52V134H51ZM68 135H69V134H68ZM71 135H73V133H72ZM109 135H110V134H109ZM123 135H124V133H123ZM180 135H181V134H180ZM34 136H35V135H34ZM74 136H75V137H74ZM74 136H73V137H74V140H75L78 136H77L76 134H75ZM106 136H107V135H106ZM114 136H115V135H114ZM1 137H2V136H1ZM6 137H9V136H6ZM6 137H4V138H6ZM49 137H51V136H49ZM52 137H54V136H52ZM56 137H57V135H56ZM112 137H113V136H112ZM118 137H119V136H118ZM17 138H18V137H17ZM71 138H72V137H70V139H71ZM106 138H107V137H106ZM119 138H120V137H119ZM0 139H1V138H0ZM7 139H8V138H7ZM9 139H10V138H9ZM35 139H36V138H35ZM56 139H57V138H56ZM67 139H69V138H67ZM113 139H114V138H113ZM113 139H112V140H113ZM115 139H116V138H115ZM5 140H6V139H5ZM22 140H23V139H22ZM103 140H106V139H103ZM112 140H111V141H112ZM8 141H9V140H8ZM10 141H11V140H10ZM32 141H33V140H32ZM86 141H85V142H86ZM106 141H109V142H110V138H109V140H106ZM6 142H7V141H6ZM53 142H54V141H53ZM53 142H52V143H53ZM77 142H79V141H77ZM85 142H84V143H85ZM96 142H97V141H96ZM10 143H11V142H10ZM10 143H9V144H10ZM69 143H70V144H69L67 147L71 148V147H74V143H76V142H74L73 139H71ZM103 143H105V142H103ZM106 143H108V142H106ZM119 143H120V142H119ZM121 143H122V142H121ZM123 143H124V142H123ZM4 144H5V143H4ZM25 144H26V143H25ZM55 144H56V143H55ZM80 144H81V143H80ZM86 144H88V143H86ZM50 145H51V144H50ZM92 145H93V143H92ZM92 145H90V146H92ZM125 145H126V143H125ZM125 145H124V146H125ZM52 146H53V145H52ZM59 146H60V145H59ZM80 146H82V145H80ZM88 146H89V145H88ZM33 147H35V145H34L31 141H29V142L26 144L25 150H30V149H32ZM76 147H77V146H75V149H78L79 146H78L77 148H76ZM86 147H87V146H86ZM86 147H85V149H87ZM122 147H123V144H122ZM122 147H121V148H122ZM132 147H133V146H132ZM52 148H53V147H52ZM61 148H62V147H61ZM61 148H59V149L61 150ZM63 148H64V147H63ZM69 148H66V147H65V149H69ZM88 148H90V147H88ZM6 149H7V148H6ZM54 149H55V147H54ZM72 149H73V148H72ZM75 149H74V150H75ZM79 149H80V147H79ZM79 149H78V150H79ZM124 149L127 150L128 148L126 147V148H124ZM124 149L122 148L121 151H123ZM23 150H24V148H23ZM55 150H57V149H55ZM55 150H51V151H49V152H50V156L53 155V154H56V155L58 154V152L55 151ZM60 150H59V151H60ZM69 150H70V149H69ZM69 150H68V151H69ZM74 150H73V152H74ZM126 150H124V151H126ZM132 150H133V149H132ZM132 150H131V151H132ZM3 151H4V150H3ZM30 151H31V150H30ZM61 151H62V150H61ZM71 151H72V150H71ZM75 151H77V150H75ZM110 151H111V150H110ZM124 151H123V153L120 154V155L125 154ZM131 151H127V152H131ZM0 152H1V151H0ZM4 152H5V151H4ZM33 152H34V151H33ZM49 152H48V153H49ZM106 152H107V151H106ZM2 153H3V152H2ZM5 153H6V152H5ZM10 153H11V152H9V154H10ZM13 153H14V152H13ZM30 153H31V152H29V154H30ZM109 153H110V152H109ZM25 154H27V152H26ZM69 154H71V153H69ZM73 154H75V153H73ZM111 154H112V153H111ZM126 154H127V153H126ZM126 154L123 155V156L125 157ZM18 155H19V154H18ZM59 155H60V153H59ZM128 155H129V153H128ZM3 156H4V154L2 155V157H3ZM9 156H10V155H9ZM21 156H22V155H21ZM43 156H44V155H43ZM60 156H61V155H60ZM67 156H69V155H67ZM123 156H121V158H122ZM129 156H130V155H129ZM138 156H139V154H138ZM16 157H17V156H16ZM25 157H26V156H25ZM57 157H58V156H57ZM124 157H123V161H124ZM126 157H127V156H126ZM136 157H137V156H136ZM30 158H31V157H30ZM58 158H59V157H58ZM58 158H57V159H58ZM92 158H93V157H92ZM96 158H97V157H96ZM139 158H140V157H139ZM16 159H17V158H16ZM36 159L38 160V158H36ZM40 159H41V158H40ZM45 159H47V158H45ZM48 159H49V158H48ZM59 159H60V158H59ZM137 159H138V158H137ZM30 160H32V159H30ZM14 161H15V160H14ZM19 161H20V160H19ZM21 161H22V160H21ZM25 161H26V160H25ZM25 161H23V162L26 164L27 162H25ZM43 161H44V159H43ZM50 161H51V160H50ZM107 161H108V160H107ZM123 161H122V162H123ZM31 162H33V161H31ZM36 162H38V161H36ZM36 162L34 161V163H36ZM39 162H40V161H39ZM41 162H42V161H41ZM97 162H98V161H97ZM135 162H136V160H135ZM29 163H30V162H29ZM71 163H72V162H71ZM127 163H130V162H127ZM127 163H126V164H127ZM137 163H138V161H137ZM137 163H136V164H137ZM37 164H38V163H37ZM82 164H84V163H82ZM120 164H121V163H120ZM133 164H134V163H133ZM133 164H132L131 166H133ZM139 164H140V162H139ZM186 164H187V163H186ZM16 165H18V166H16ZM39 165H40V163H39ZM117 165H118V164H117ZM123 165H124V164H123ZM140 165H141V164H140ZM103 166H104V165H103ZM112 166H113V165H112ZM112 166H111V167H112ZM127 166H128V165H127ZM134 166H135V165H134ZM134 166H133V167H134ZM138 166H139V165H138ZM174 166H175V165H174ZM26 167H27V166H26ZM85 167H86V166H85ZM98 167H99V166H98ZM109 167H110V166H109ZM122 167H123V169H124V166H121V168H122ZM7 168H8V167H7ZM11 168H12V167H11ZM13 168L18 169V168H22V167H20V163H18V164L15 163V167H13ZM24 168H25V167H24ZM117 168H118V167H117ZM127 168H128V167H127ZM134 168H135V167H134ZM174 168H176V167H174ZM177 168H178V167H177ZM9 169H10V168H9ZM16 169H15V171H16ZM51 169H52V168H51ZM107 169H108V168H107ZM125 169H126V167H125ZM132 169H133V168H132ZM12 170H14V169H12ZM66 170H67V169H66ZM78 170H79V169H78ZM96 170H97V169H96ZM113 170H114V169H113ZM117 170H119V169H117ZM121 170H122V169H121ZM134 170H136V169H134ZM134 170H132V171H134ZM181 170H182V169H181ZM19 171H20V170H19ZM27 171H28V169H27ZM82 171H83V170H82ZM87 171H88V169H87ZM110 171H111V170H110ZM140 171H141V170H140ZM175 171H176V170H175ZM22 172H23V171H22ZM56 172H57V171H56ZM83 172H84V171H83ZM93 172H95V171L93 170ZM96 172H98L97 175H95V177H94L93 179H91V180H93V181L96 183V190L99 188V187L97 188V185H100V186L102 185V187L104 186V188H106V187H110V188H111L113 184H112V185L110 184L111 186L108 184V182L112 183V181H108V180L110 179V178L108 179V177H111L112 175L109 176L108 173L106 172V170H105V169H102V168H101V169H98V171H96ZM113 172H114V171H113ZM113 172H109V174H112ZM120 172H121V171H120ZM122 172H123V171H122ZM130 172H131V170H130ZM130 172H128V173H130ZM134 172H135V171H134ZM134 172H133L132 174H134ZM141 172H143V171H141ZM141 172H140V173H141ZM176 172H177V171H176ZM178 172H179V170H178ZM180 172H181V171H180ZM18 173H19V172H18ZM79 173H80V172H79ZM106 173H107V175H108V176L106 177V179H108V180H105ZM117 173H118V172H117ZM125 173H127V172H125ZM128 173H127V174H128ZM136 173H137V170H136L135 174H136ZM16 174H17V173H16ZM20 174H21V172H20ZM81 174H82V173H81ZM84 174H86V171H85ZM92 174H93V173H92ZM118 174H119V173H118ZM175 174H176V173H175ZM49 175H50V174H49ZM114 175H115V173L113 174V178H115ZM120 175H121V174H120ZM120 175H116V176H120ZM122 175H124V174H122ZM122 175H121V176H122ZM157 175H158V174H157ZM75 176H76V175H75ZM139 177H140V176H139ZM139 177H138V178H139ZM73 178H74V177H73ZM77 178H79V177L77 176ZM83 178H84V177H83ZM85 178H87V177H85ZM88 178H89V177H88ZM111 178H112V177H111ZM118 178H120V177H118ZM118 178H117V179H118ZM121 178H122V177H121ZM138 178H137V174H136V175H131V173H130L129 175H126V174H125V177H123L124 180L122 179V180L125 182V185H121V186H120V185H115V184H114V186L112 187V188H113V191L116 190V192H113V191L111 190V192L113 193V196H111L112 199L109 198V199L111 200L110 203H108V202H109V199H107V201H108L107 204H104L105 201L102 202V199H103V198L108 197V196H106V195H105V197H104V194H105L104 192L107 191V188H106L105 191H103V193H104L103 195H102V193H101V194H98V193H97L94 197H92L91 201H90V199H88V197H87V199L90 201L89 203L92 204V207L94 208V211H96V213H94V215L97 214V212H98V213H104V214H105V213H108V214H109V213H111V214H115V213H116V208L118 209L119 205L122 204V205L125 206L127 203L129 204L128 201H129V197H130V196H131V197H134V198H136V195L138 196V194H136V188H135V187H137L138 185L135 186V187H133V184L135 185V183H137ZM140 179H141V178H140ZM61 180H62V179H61ZM74 180H75V179H74ZM79 180H80V179H79ZM79 180H78V182H79ZM87 180H89V179H87ZM110 180H112V179H110ZM115 180H116V178H115ZM118 180H119V179H118ZM142 180H143V179H142ZM152 180H153V179H152ZM31 181H32V180H31ZM43 181H45V180H43ZM81 181H82V180H81ZM81 181H80V182H81ZM83 181H84V180H83ZM116 181H117V180H116ZM120 181H121V180H120ZM139 181H141V180H139ZM58 182H59V181H58ZM75 182H76V181H75ZM78 182H77V183H78ZM90 182H91V181H90ZM94 182H93V183H94ZM97 182H101L102 184H100V183L97 184ZM103 182H104V184H103ZM121 182H122V181H121ZM145 182H146V181H145ZM149 182H150V181H149ZM149 182H148V183H149ZM195 182H196V181H194V183H195ZM201 182H202V181H201ZM47 183H48V182H47ZM72 183H74V182H72ZM83 183H84V182H83ZM88 183H89V182H88ZM88 183H87V185H88ZM113 183H114V182H113ZM122 183H123V182H122ZM139 183H140V182H139ZM192 183H193V182H192ZM196 183H197V182H196ZM198 183H199V182H198ZM143 184H144V182L141 183V186H143ZM150 184H151V183H150ZM78 185H79V184H78ZM78 185H77V186H78ZM81 185H82V184H81ZM83 185H84V184H83ZM108 185H109V186H108ZM145 185H146V184H145ZM145 185H144V186H145ZM49 186H50V185H49ZM88 186H90V184H89ZM115 186H116V187H115ZM144 186H143V187H144ZM196 186H198V185H196ZM80 187H81V186H80ZM91 187H92V185H91ZM53 188H54V186H53ZM77 188H78V187H77ZM112 188H111V189H112ZM115 188H116V189H115ZM139 188H140V187H139ZM139 188H137V189H138L137 192H138L139 190L142 191V190L139 189ZM197 188H198V187H197ZM17 189H18V188H17ZM91 189H92V188H91ZM91 189H90V190H91ZM100 189H103V188H100ZM100 189H99V190H100ZM144 189H146V188H144ZM152 189H153V188H152ZM194 189H195V188H194ZM79 190H80V189H79ZM94 190H95V189H94ZM96 190H95V191H96ZM103 190H104V189H103ZM146 190H147V189H146ZM146 190H145V191H146ZM154 190H156V189H154ZM148 191H150V190H148ZM148 191H147L146 193H148ZM151 191H152V190H151ZM151 191H150V192H151ZM157 191H158V190H157ZM159 191H160V190H159ZM162 191H163V190H162ZM169 191H171V190H169ZM73 192H74V190H73ZM77 192H79V191H77ZM91 192L94 193L93 190H92ZM150 192H149V193H150ZM164 192H166V191H164ZM184 192H185V191H184ZM69 193H70V192H69ZM71 193H72V192H71ZM107 193H108V192H107ZM107 193H106V194H107ZM109 193H110V191H109ZM112 193H111V195H112ZM114 193H115V194H114ZM138 193H139V192H138ZM141 193L143 194V191H142ZM146 193H144V194H146ZM155 193H156V191H155ZM159 193H160V192H159ZM159 193H156V195L158 194L157 197L160 196L159 198H161L162 195H159ZM161 193H162V192H161ZM161 193H160V194H161ZM170 193H172V192H170ZM170 193H169V194H170ZM173 193H174V192H173ZM64 194H65V193H64ZM74 194H75V192H74ZM94 194H95V193H94ZM142 194L139 195V196H142ZM169 194H168V195H169ZM183 194H184V193H183ZM76 195H77V194H76ZM83 195H84V194H83ZM91 195H92V194H90V196H91ZM108 195H110V194H108ZM146 195L148 196V194H146ZM149 195L151 196L152 194H149ZM165 195H166V194H165ZM165 195H164V196H165ZM72 196H73V195H72ZM153 196H154V195H153ZM170 196H171V195H170ZM172 196H173V195H172ZM172 196H171V197H172ZM80 197H81V195H80ZM83 197H84V196H83ZM142 197H143V196H142ZM171 197H170V198H171ZM68 198H69V196H68ZM150 198H152V197H150ZM150 198H149V199H150ZM154 198H156V197H154ZM154 198H152V199H154ZM170 198H168V199H170ZM65 199H66V198H65ZM78 199H81V198H79V194H78ZM105 199H106V198H105ZM138 199H139V198H138ZM149 199H148V200H149ZM161 199H163V197H162ZM161 199H160V200L157 199V200H158V201H161ZM168 199H166V200L168 201ZM0 200H1V198H0ZM2 200H3V198H2ZM141 200H142V199H141ZM155 200H156V199H155ZM157 200H156V201H157ZM166 200H165V201H166ZM70 201H71V200H70ZM136 201H137V200H136ZM145 201H146V200H145ZM163 201H164V199H163ZM163 201H162V202H163ZM68 202H69V199H68ZM141 202H143V201H141ZM2 203H3V202H2ZM2 203H0V204H2ZM81 203H84V202H81ZM86 203H88V202L86 201ZM158 203H159V202H158ZM163 203H164V202H163ZM166 203H167V202H166ZM64 204H65V203H64ZM77 204H79V203H77ZM84 204H85V203H84ZM108 204H110V205H108ZM118 204H119V205H118ZM144 204H145V203H144ZM160 204H161V203H160ZM85 205H86V204H85ZM129 205H130V204H129ZM139 205H140V204H139ZM2 206H3V204H2ZM32 206H33V205H32ZM58 206H59V205H58ZM87 206H88V205H87ZM117 206H118V207H117ZM0 207H1V206H0ZM92 207H91V209H92ZM220 207H221V206H220ZM58 208H59V207H58ZM120 208H121V207H120ZM120 208H119V209H120ZM221 208H222V207H221ZM1 209H2V207H1ZM121 209H123V208H121ZM216 209H217V208H216ZM60 210H61L60 217H61V220H62V218H68V217H70L71 215L83 213L85 209L83 210V207H82L81 205L79 206V205H76V204L68 203L67 205H63V204H61V205H60ZM89 210H90V209H89ZM89 210H88V211H89ZM129 210H130V208L128 209V211H129ZM192 210H193V209H192ZM214 210H215V209H214ZM221 210H222V209H221ZM1 211H2V210H1ZM120 211H121V210H120ZM123 211H124V210H123ZM128 211H127V212H128ZM3 212H4V211H3ZM91 212H92V211H91ZM85 213H86V212H85ZM119 213H123V212L121 211V212H119ZM1 214H2V213H1ZM87 214H88V212H87ZM89 214H90V213H89ZM117 214H118V213H117ZM105 215H106V214H105ZM115 215H116V214H115ZM121 215H122V214H121ZM217 215H218V214H217ZM75 216H76V215H75ZM88 216H89V215H88ZM112 216L115 217L114 215H111V216L109 215V216H107L108 218L105 219V221H103V223H106V222H108V221L110 222V220L112 221V219H113V221H114L115 218H113ZM122 216H123V215H122ZM202 216H203V214H202ZM202 216H200V217H202ZM79 217H80V216H79ZM79 217H78V218H79ZM83 217H84V216H83ZM119 217H120V215H119ZM119 217H118V218H119ZM194 217H195V216H194ZM194 217H192V219H194V221H195L196 219H195ZM200 217L197 216L196 218H200ZM208 217H209V216H208ZM9 218H10V217H9ZM75 218H76V217H75ZM116 218H117V217H116ZM120 218H121V217H120ZM136 219H137V218H136ZM65 220H66V219H65ZM72 220H73V219H72ZM94 220H95V219H94ZM94 220H93V221H94ZM144 220H145V219H144ZM199 220H200V219H199ZM201 220H202V219H201ZM62 221H64V219H63ZM99 221H100V220H99ZM99 221H97V222L99 223ZM116 221H117V220H116ZM136 221H137V220H136ZM69 222H70V221H69ZM109 222H108V224H110ZM63 223H64V222H63ZM66 223H67V222H66ZM137 223H138V222H137ZM155 223H156V222H155ZM194 223H195V222H194ZM87 224H88V223H87ZM69 225H70V224H69ZM82 225H84V224H82ZM88 225H89V224H88ZM106 225H107V224H106ZM64 226H65V225H64ZM67 226H68V225H67ZM74 226H75V225H74ZM77 226H78V225H77ZM97 226H98V225H97ZM97 226H96V227H97ZM100 226H101V223H100ZM103 226H104V224H103ZM133 226H134V225H133ZM65 227H66V226H65ZM81 227H82V226H81ZM91 227H92V226H91ZM93 227H94V226H93ZM96 227H95V228H96ZM63 228H64V227H63ZM76 228H77V227H76ZM104 228H105V227H104ZM179 228H180V227H179ZM60 230H61V231H60ZM60 230L57 229V231L60 232V235H59V236H61L60 238L62 239V237L65 238L64 236H66L65 240H67L68 242L72 243V242H78V241H80V240L85 239L86 237H88V236L90 235V231H91L92 229H91L89 226H87V227L83 228L82 230L80 229L81 231L79 232V230H78V231H77L76 229L73 230V229L70 228V226H69V227H66V228H64V229H60ZM99 230H100V228H99ZM151 230H152V229H151ZM92 232H93V231H92ZM101 232H102V231H101ZM53 233H54V232H53ZM123 233H124V232H123ZM235 233H236V232H235ZM51 234H52V233H51ZM92 234H93V233H92ZM112 234H113V233H112ZM168 234H169V233H168ZM178 235H179V234H178ZM52 236H53V235H52ZM94 236H95V233H94ZM91 237H92V236H91ZM106 237H107V236H106ZM134 237H135V236H134ZM88 238H89V237H88ZM99 238H100V237H99ZM53 239H54V238H53ZM53 239H52V240H53ZM92 239H93V238H92ZM92 239L90 238V240H92ZM133 239H134V238H133ZM52 240L49 238V239H46L45 242H47V243H48V242H49V243H52V242H53ZM54 240H55V239H54ZM58 240H59V239H58ZM121 240H122V239H121ZM136 240H137V239H136ZM166 240H167V239H166ZM33 241L36 242V239H32V242H33ZM87 241H89V240H87ZM109 241H110V240H109ZM112 241H113V240H112ZM151 241H152V240H151ZM62 242H63V241H62ZM90 242H91V243H94V241H89V243H90ZM113 242H115V241H113ZM113 242H112V245H110V244H111V242H110V244H109L110 246H108V244H107L108 247L105 248V249H102V248L100 249V248H98V246H96L97 249L93 250V252L91 251V254H90V255L88 254L89 257H86V258L82 259V261H81L80 263H79V262L77 263L76 260H69V261H68L67 263H65V264H93V262H95L96 260H98V259L100 258L101 254H102V255H106V256H108V254L113 253V252H116V253H114V254L117 255V252H120V248H121V249H124V248H122V247H123V246H122L123 244L121 243V241H120V243H121L122 245H120V243L118 244L119 241L116 242V244H115V243L113 244ZM122 242H123V241H122ZM37 243H38V242H37ZM37 243H34V244H33V246H34L33 248H35V247L37 246ZM54 243H55V242H54ZM58 243H60V242L58 241ZM20 244H21V243H20ZM80 244H81V243H80ZM95 244H96V243H95ZM138 244H139V243H138ZM38 245H39V244H38ZM136 245H137V243H136ZM155 245H156V244H155ZM0 246H1V245H0ZM76 246H77V245H76ZM92 246H93V244H92ZM104 246H105V245H104ZM125 246H126V244H125ZM138 246H139V245L136 246L137 249H138ZM126 247H128V246H126ZM134 247H135V246H134ZM140 247H141V246H140ZM144 247H145V246H144ZM26 248H27V246H26ZM37 248H38V246H37ZM92 248H93V247H92ZM94 248H95V245H94ZM3 249H4V248H3ZM30 249H31V248H30ZM35 249H36V248H35ZM141 249H142V248H141ZM143 249H144V248H143ZM91 250H92V249H91ZM139 250H140V249H139ZM7 251H8V250H7ZM22 251H23V250H22ZM142 251H143V250H142ZM144 251L146 252L147 249H146V250L144 249ZM41 252H42V251H41ZM123 252L125 253L126 250H124ZM13 253H14V252H13ZM87 253H88V252H87ZM143 253H144V252H143ZM47 254H48V253H47ZM119 254H121V253H118V255H119ZM122 254H123V253H122ZM122 254H121V255H122ZM159 254H160V253H159ZM159 254H158V257H159ZM41 255H42V254H41ZM44 255H45V254H44ZM77 255H78V254H77ZM81 255H82V254H81ZM81 255H80V256H81ZM84 255H85V253H84ZM121 255H119V256H121ZM162 255H163V254H162ZM80 256H79V257H80ZM86 256H87V255H86ZM111 256H112V255H111ZM155 256H156V255H155ZM160 256H161V255H160ZM69 257H70V256H69ZM74 257H75V255H74ZM79 257H78V258H79ZM83 257H84V256H83ZM109 257H110V256H109ZM109 257H108V258H109ZM115 257H116V256H115ZM151 257L154 258L153 255H152ZM163 257H164V256H163ZM75 258H76V257H75ZM101 258H102V257H101ZM106 258H107V257H106ZM131 258H132V257H131ZM156 258H157V257H156ZM165 258H166V257H165ZM165 258H164V259H165ZM68 259H69V258H68ZM71 259H73V257H72ZM79 259H80V258H79ZM103 259H104V256H103ZM118 259H120V258H118ZM164 259H160V260L164 261ZM100 260H102V259H100ZM143 260H144V259H143ZM148 260H149V259H148ZM156 260H157V259H156ZM160 260H158V261H160ZM180 260H181V259H180ZM59 261H60V260H59ZM78 261H79V260H78ZM98 261H99V260H98ZM122 261H123V260H122ZM145 261H146V260H145ZM149 261H150V260H149ZM162 261H161V262H162ZM154 262H157V261L154 260ZM50 263H51V262H50ZM126 263H127V262H126ZM141 263H142V262H141ZM148 263H149V262H148ZM59 264H60V263H59ZM95 264H96V262H95ZM99 264H100V261H99ZM152 264H153V263H152ZM155 264H156V263H155ZM157 264H158V263H157ZM162 264H163V263H162ZM254 264H255V263H254Z\"/></svg>",
	"mask_w": 264,
	"mask_h": 264
}]
</instances>
